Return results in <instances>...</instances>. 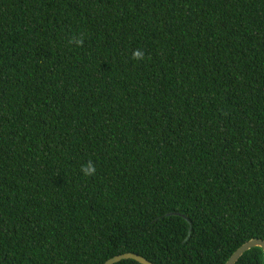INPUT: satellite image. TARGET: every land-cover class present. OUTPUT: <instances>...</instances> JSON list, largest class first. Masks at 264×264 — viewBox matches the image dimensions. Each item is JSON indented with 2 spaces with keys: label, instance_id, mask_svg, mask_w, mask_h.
<instances>
[{
  "label": "trees",
  "instance_id": "16d2710c",
  "mask_svg": "<svg viewBox=\"0 0 264 264\" xmlns=\"http://www.w3.org/2000/svg\"><path fill=\"white\" fill-rule=\"evenodd\" d=\"M252 238L264 0H0V264H224Z\"/></svg>",
  "mask_w": 264,
  "mask_h": 264
},
{
  "label": "water",
  "instance_id": "95a60500",
  "mask_svg": "<svg viewBox=\"0 0 264 264\" xmlns=\"http://www.w3.org/2000/svg\"><path fill=\"white\" fill-rule=\"evenodd\" d=\"M254 247H260L262 248L264 252V239L252 238L248 240L247 242L242 244L224 264H236L238 260L244 255L245 252H247L248 250ZM125 259H133V260L140 262L141 264H156L153 261L147 259L146 257L140 254L134 253V252H126V253L116 255L108 259L104 264H115Z\"/></svg>",
  "mask_w": 264,
  "mask_h": 264
},
{
  "label": "clouds",
  "instance_id": "9594fccd",
  "mask_svg": "<svg viewBox=\"0 0 264 264\" xmlns=\"http://www.w3.org/2000/svg\"><path fill=\"white\" fill-rule=\"evenodd\" d=\"M70 43H75L77 46H79L80 44L83 43V40H82V38L77 39V38L73 37V39L70 41ZM133 58L136 60L143 59L144 58V52L140 49H137L135 52H133ZM81 171L85 177L94 176L96 174V167L92 163V161L89 160L86 164H83L81 166Z\"/></svg>",
  "mask_w": 264,
  "mask_h": 264
}]
</instances>
